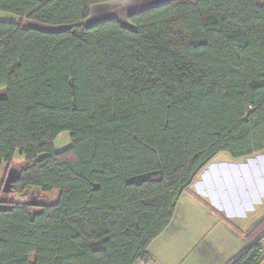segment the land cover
I'll use <instances>...</instances> for the list:
<instances>
[{
  "label": "trees",
  "instance_id": "16d2710c",
  "mask_svg": "<svg viewBox=\"0 0 264 264\" xmlns=\"http://www.w3.org/2000/svg\"><path fill=\"white\" fill-rule=\"evenodd\" d=\"M116 1L0 0L19 18L0 22V168L18 153L12 194L59 191L36 211L0 203V264H136L216 156L264 151V0L84 25ZM62 133L71 147L55 152ZM253 243L229 264H255Z\"/></svg>",
  "mask_w": 264,
  "mask_h": 264
},
{
  "label": "rangeland",
  "instance_id": "374dc122",
  "mask_svg": "<svg viewBox=\"0 0 264 264\" xmlns=\"http://www.w3.org/2000/svg\"><path fill=\"white\" fill-rule=\"evenodd\" d=\"M109 5L102 11L119 9L118 4ZM91 13L85 26L94 24L98 8ZM0 22L17 24L19 18L0 12ZM24 27L52 32L67 29L30 23H24ZM53 145L55 152L70 148L69 134H60ZM23 165L24 160L17 153L12 168L19 172ZM5 179L6 172L0 169V203H30L36 211L45 203L52 206L58 202L56 190L45 194L31 189L24 196L5 193ZM252 242L261 249L255 264H264V151L240 160L221 153L181 194L171 225L152 241L148 254L136 264H229Z\"/></svg>",
  "mask_w": 264,
  "mask_h": 264
},
{
  "label": "crops",
  "instance_id": "0c3cea01",
  "mask_svg": "<svg viewBox=\"0 0 264 264\" xmlns=\"http://www.w3.org/2000/svg\"><path fill=\"white\" fill-rule=\"evenodd\" d=\"M166 1H168V0H128V1L119 0L116 2H112L113 4L119 5L118 10L111 12L110 11L111 9H109V10L105 9L102 11L101 8H103V7L107 8V6H110L109 4H112V3H108V4H104V5H98V6L92 7L90 9V16L92 14L91 13L92 10L94 8H98L99 14L96 16V18H95L96 22L94 21V24L100 23V22H103V21H106L109 19H116L121 25H123L125 27H129V23H128L129 15L136 13V12H140L144 9H147L149 7L155 6L157 4H160V3L166 2ZM115 6H111V8L112 9L116 8ZM0 169H2L3 172L5 170L4 167H1Z\"/></svg>",
  "mask_w": 264,
  "mask_h": 264
},
{
  "label": "water",
  "instance_id": "95a60500",
  "mask_svg": "<svg viewBox=\"0 0 264 264\" xmlns=\"http://www.w3.org/2000/svg\"><path fill=\"white\" fill-rule=\"evenodd\" d=\"M18 177H19V172L13 168H10L4 182L3 191L5 193L11 192V186L17 180Z\"/></svg>",
  "mask_w": 264,
  "mask_h": 264
}]
</instances>
